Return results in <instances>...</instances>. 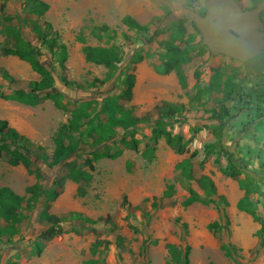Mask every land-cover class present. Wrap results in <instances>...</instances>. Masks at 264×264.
<instances>
[{
  "label": "rangeland",
  "instance_id": "1",
  "mask_svg": "<svg viewBox=\"0 0 264 264\" xmlns=\"http://www.w3.org/2000/svg\"><path fill=\"white\" fill-rule=\"evenodd\" d=\"M42 1L49 8L41 17H37L34 5L28 0H7L5 8L0 9V71H7L19 83L39 80L26 62L16 56L1 54L4 48H15L14 39L6 36L3 30L5 27L18 30L23 40L39 47L40 42L31 30V21H46L59 33L68 54L61 70L47 49L42 48L44 55L40 61L48 70H55V87L65 94V101L95 99L100 103L102 98L123 89V77L118 75L105 86L84 93L65 88L61 79L79 84L93 78L103 79L105 68L87 63L82 47L105 44L106 39L98 41L93 35L97 26L107 25L118 33L125 32L128 41L121 36L108 40L124 53L121 69L135 75L133 97L125 108L139 116L162 101L184 105L182 115L186 121L168 130L189 141L188 152L179 155L161 139L150 160L143 157L145 147L141 144L137 152L125 151L118 159L95 162L88 183L65 180L61 194L49 204L48 214L69 219L68 214L75 212L93 220L100 217L104 220L87 225L86 230L77 227L79 234L72 230L69 220L62 221L59 227L63 233L43 240L44 249L39 256L33 253L34 244L49 224L39 216L42 199L33 210L26 208L29 195L25 189L35 184L36 167L41 169L44 186H51L54 179L66 173V168L48 169L35 160L29 173L21 164L11 166L5 156L0 157V188H8L24 199L23 207L18 210L23 215L19 225L11 226L12 223L0 217V264H183L187 247L189 264H264V233L263 240L257 237L260 225L236 209L235 204L244 191L236 180L225 177L220 171L228 164L227 156L217 148H211L210 154L205 152L206 146L215 142L218 125L210 111H219V106L225 105L229 109V122L222 136L223 148L230 152L233 147L234 161L259 177V180L253 178L251 198L264 220V64L255 58L243 64L208 51L199 31L187 17L188 12L204 14L205 0ZM262 1L239 0L238 3L242 8H253ZM125 16H131L141 25L152 23L151 30L146 34L127 30L120 23ZM260 17L264 26V9ZM179 18L187 21L185 39L195 36L188 45L192 62L185 67L186 90L181 89L174 73L161 76L153 70V66L165 61V51L159 42L168 38L170 24ZM158 29L164 32L147 44L146 39ZM81 34L85 45L76 39ZM132 50L140 52L146 59L137 65L127 64V54ZM213 79L218 83L219 91L212 92L208 104L191 101L190 95L197 90L205 92ZM228 81L236 84L237 93L226 98L224 92ZM0 91L10 92L3 85H0ZM68 117L51 101L26 106L0 99V120L7 121L9 127L42 147L41 152L47 156L53 153L57 129ZM149 135L150 128L144 126L138 131L137 138L143 142ZM193 152L195 154L190 158ZM86 156L84 151H79L67 162L88 171L83 166ZM189 158L196 175H206L214 182L216 195L211 197L214 203L195 202L182 207L190 189L201 199H207L196 182L185 178L176 168L178 163ZM129 161L130 170H127ZM167 186H172L174 193L164 199L162 195ZM213 222L219 223L217 230L208 229ZM170 245L180 253L178 261L171 258Z\"/></svg>",
  "mask_w": 264,
  "mask_h": 264
},
{
  "label": "trees",
  "instance_id": "2",
  "mask_svg": "<svg viewBox=\"0 0 264 264\" xmlns=\"http://www.w3.org/2000/svg\"><path fill=\"white\" fill-rule=\"evenodd\" d=\"M7 0H0V9H4ZM34 5V12L37 17H41L49 8L42 0H28ZM239 1V0H235ZM254 8V7H253ZM203 15V14H202ZM186 19L179 18L173 21L168 28V38L159 42V46L165 51V61L160 65L153 66L156 74L161 76L174 73L181 89H187V74L185 67L192 62L191 49L188 47L189 42L195 38L194 35L185 39L187 30L185 27ZM121 25L129 31L146 34L151 30L152 23L141 25L131 16H125L120 21ZM194 29H198L192 23ZM31 30L40 42L39 47L33 45L28 40L20 37L18 30L5 27L3 33L14 39L15 48H4L1 52L3 56H16L21 61L26 62L31 70L39 76L37 81H28L19 83L16 79L8 74L7 71H0V85L6 86L9 93L0 91V99L5 101H14L26 106H36L43 101H51L54 107L66 114L68 119L57 129L54 137V150L51 156L43 154L42 147L34 145L27 137L19 134L14 128L8 126L7 121L0 120V157L5 156L7 163L11 166L21 164L27 172L31 173V166L35 160L48 169L57 167L66 168V173L53 180L51 186L42 185L43 174L40 167H36L34 171L36 182L34 185L27 187L25 192L29 195L25 203L28 210H33L42 199L39 207L41 209L40 218L48 222V228L39 237L34 246L33 253L39 256L43 249V240H50L60 236L63 232L59 227V223L69 220L72 230L80 227L86 230L87 225L102 223L103 218L96 220L83 217L80 213L71 212L68 214L69 219L62 217L57 218L48 214L49 204L54 202L62 192L65 180H72L77 183H88L91 180V172L94 171V163L101 159L115 160L123 155L125 151L137 152L141 144L145 147L143 157L147 160L153 158L156 145L159 140L163 139L175 153L182 155L188 152L189 141L184 140L180 135H173L169 129L175 124L184 123L186 118L182 115L185 112L184 105H175L170 102L162 101L156 104L150 111L137 116L131 109H126L125 104L129 103L133 97V88L135 85V75L126 73L121 69L120 65L124 60V53L119 46L109 43L108 40H115L121 36L128 41L125 32L118 33L116 29L107 25L97 26L93 29V35L98 41L106 39L104 45L89 46L85 45L84 36L78 35L77 41L85 45L82 47V54L87 63L102 66L106 70L103 79L93 78L85 84H79L75 81H69L65 78L61 82L65 88L73 91L84 93L105 86L116 76L123 77V89L118 94L108 95L102 98L98 103L95 99H78L65 101L66 96L63 92L55 87L54 73L55 70H48L40 61L43 57L42 48L47 49L52 61L56 66L63 70L67 60V48L60 42L59 33L53 29L50 23L31 21ZM164 32L163 29L154 31L146 43L150 44ZM182 47V45H184ZM129 57L127 64L137 65L142 63L146 57L140 52L132 50L127 54ZM198 77V74L195 75ZM213 91H219L218 83L213 79L205 92L197 90L190 95L191 101L194 103L208 104V99ZM207 92V96H206ZM237 93V86L232 81L225 84L226 98ZM206 101L203 102V99ZM225 98V97H224ZM219 111L211 109L212 119L218 123L214 138L215 142L206 146L205 152L211 153V148H217L223 152L228 158V164L225 168L220 169L225 177L232 178L237 181L238 186L244 191L243 196L236 202L235 207L239 212L249 215L252 220L260 225L256 232V236L263 240L264 220L259 216L257 207L252 201L253 195V178L247 175L241 166L234 161V156L223 148L222 136L229 122V109L225 105L219 106ZM147 126L150 128V135L145 141L137 138L140 128ZM84 151L86 158L83 161V168L77 167L75 164H69L67 161L77 152ZM195 152L190 154V158ZM189 159L178 163L176 168L188 180L195 181L199 188L203 191L207 199H201L193 190H188L189 196L182 202V207L186 208L195 202L204 205L214 203L211 199L216 195V186L212 179L206 175H196L192 161ZM127 163V170H130ZM244 175V178L239 176ZM257 175V174H256ZM174 190L172 186H167L162 197L169 199L173 196ZM156 204V199H153ZM225 205L227 202L224 201ZM36 204V205H35ZM24 205L23 197L15 194L8 188H0V217L5 222L19 225L23 215L18 213ZM38 207V208H39ZM186 228V225H183ZM218 222L208 225V229L217 230ZM168 251L173 260L178 261L180 253L175 246H169ZM227 255L230 253L226 251ZM189 248L187 247L183 254V264L188 262Z\"/></svg>",
  "mask_w": 264,
  "mask_h": 264
},
{
  "label": "water",
  "instance_id": "3",
  "mask_svg": "<svg viewBox=\"0 0 264 264\" xmlns=\"http://www.w3.org/2000/svg\"><path fill=\"white\" fill-rule=\"evenodd\" d=\"M263 9L264 1L244 10L235 0H205L204 15L188 12L187 17L212 55H223L244 64L264 53V26L260 18ZM230 153L236 158L233 147ZM242 169L259 180L254 172Z\"/></svg>",
  "mask_w": 264,
  "mask_h": 264
},
{
  "label": "flooded vegetation",
  "instance_id": "4",
  "mask_svg": "<svg viewBox=\"0 0 264 264\" xmlns=\"http://www.w3.org/2000/svg\"><path fill=\"white\" fill-rule=\"evenodd\" d=\"M241 6V5H240ZM244 10H247V9H252V7H248V8H243ZM204 14H205V12H204ZM203 14V15H204ZM261 18V17H260ZM256 60H260L263 64H264V53H262V54H260L259 56H257L256 58H255ZM251 62V61H250ZM249 62V63H250ZM241 63V62H240Z\"/></svg>",
  "mask_w": 264,
  "mask_h": 264
},
{
  "label": "crops",
  "instance_id": "5",
  "mask_svg": "<svg viewBox=\"0 0 264 264\" xmlns=\"http://www.w3.org/2000/svg\"><path fill=\"white\" fill-rule=\"evenodd\" d=\"M30 67V66H29ZM31 69V68H30ZM18 103V102H17ZM20 104V103H19Z\"/></svg>",
  "mask_w": 264,
  "mask_h": 264
}]
</instances>
